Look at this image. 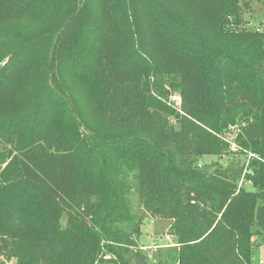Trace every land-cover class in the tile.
<instances>
[{"label": "trees", "instance_id": "16d2710c", "mask_svg": "<svg viewBox=\"0 0 264 264\" xmlns=\"http://www.w3.org/2000/svg\"><path fill=\"white\" fill-rule=\"evenodd\" d=\"M245 2L0 0V264H154L141 210L170 221L175 264H252L264 26Z\"/></svg>", "mask_w": 264, "mask_h": 264}, {"label": "rangeland", "instance_id": "374dc122", "mask_svg": "<svg viewBox=\"0 0 264 264\" xmlns=\"http://www.w3.org/2000/svg\"><path fill=\"white\" fill-rule=\"evenodd\" d=\"M245 1V0H241ZM247 6H242L244 10V18L248 20V28L256 29L257 27L261 28L264 26V0H246ZM166 80L170 81H176L177 77L173 75H164ZM164 77L162 76L159 78V83H167V81L164 80ZM164 86V85H163ZM164 87H168V84H165ZM179 94L174 89V91L171 93V95L168 98V103H170L173 106H176L179 104L178 100ZM224 136L227 138V141H229L230 149L233 151H239L241 147L237 145L234 140V132L225 133ZM237 145V146H236ZM232 146L235 147V149H232ZM250 152H245V155H247ZM13 155V154H11ZM227 157H237V158H244L245 156L242 154H237L235 152L234 154H229V156H223L222 158H218L216 156H204L201 162L210 163L215 160H219L221 163L226 162ZM201 162L198 163V165H201ZM129 182L131 183L132 180L129 179ZM136 194L134 191V188H130L127 194V198L131 201V203L135 204L136 201ZM143 213L141 224H140V232L138 234V245L141 251L145 254L148 259H151V261L155 264L157 262V259L160 264H175V257H176V248H169L171 247L170 243L177 244L174 240V237L169 234L167 231L169 229V223L170 221L168 219H162V218H155L148 214V212L141 210ZM66 219L65 215H62L61 222L64 223ZM170 237L169 240L166 238ZM257 245L254 247L252 252V264H259V260H262L264 264V237L263 235H257L256 236ZM175 247V246H173ZM158 253V254H157ZM106 260H112L114 257L111 254L105 255ZM8 264V263H7ZM106 264H112V263H106Z\"/></svg>", "mask_w": 264, "mask_h": 264}, {"label": "built area", "instance_id": "2783aa9c", "mask_svg": "<svg viewBox=\"0 0 264 264\" xmlns=\"http://www.w3.org/2000/svg\"><path fill=\"white\" fill-rule=\"evenodd\" d=\"M178 100H179V102H180V98H178ZM232 149H235V147L232 146ZM252 157H256V158H257V156H254L252 153H248V154L246 155V162H245V165H246V166H247V164H248V160H249V158H252ZM245 172H246V169H244L243 173H245ZM243 182H244V178H243V175H242V177H241L240 180H239L238 187H240V186L242 185ZM248 183H249V181H248ZM169 238H170V237H167L166 239L169 240ZM168 245H170V246H177V244H172V243H170V244H168ZM259 264H263L262 260H259Z\"/></svg>", "mask_w": 264, "mask_h": 264}]
</instances>
